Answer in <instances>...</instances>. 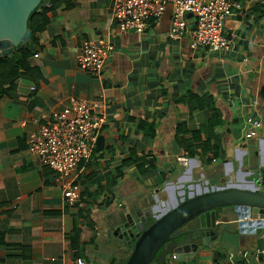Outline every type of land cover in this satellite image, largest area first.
<instances>
[{
    "label": "crops",
    "instance_id": "crops-1",
    "mask_svg": "<svg viewBox=\"0 0 264 264\" xmlns=\"http://www.w3.org/2000/svg\"><path fill=\"white\" fill-rule=\"evenodd\" d=\"M240 2L225 24L238 38L224 51L191 48L188 37H173L170 3L141 32L119 27L114 0H73L70 9L51 16L37 34L38 56L30 59L40 76L18 75L0 93V232L7 236L0 243V264H77L78 257L86 264H109L112 257L125 264L132 251L112 227L126 212H148L153 222L160 213L153 207L171 204L176 191L181 196L183 190L223 182L264 192V15L255 11L264 0ZM97 37L115 44L101 76L78 65L84 40ZM187 93L211 95L221 112L216 132L223 152L210 165L190 157V165L180 162L185 155L174 143L177 124L198 129L211 116L208 109H196ZM72 98L97 102L105 115L103 150L114 147L105 158L113 174H123L109 189L111 204L72 207L64 197L65 178L29 151L31 133L54 111L69 110ZM250 116L261 120L253 138L245 137ZM134 151L146 155L144 169L124 165ZM91 160L80 164V176L94 170ZM204 165H212L215 174H206ZM221 211L215 240L188 259L171 252L154 264H264V228L224 233L227 210Z\"/></svg>",
    "mask_w": 264,
    "mask_h": 264
},
{
    "label": "built area",
    "instance_id": "built-area-1",
    "mask_svg": "<svg viewBox=\"0 0 264 264\" xmlns=\"http://www.w3.org/2000/svg\"><path fill=\"white\" fill-rule=\"evenodd\" d=\"M166 3L173 8L171 35L188 37L191 48L224 51L235 44L238 35L228 33L225 24L234 10L242 7L240 0H114L115 18L122 30L141 32L150 17L163 14ZM189 14L194 20L191 25L187 18ZM114 49L110 37L86 39L78 65L92 75L101 76ZM98 108L99 104L92 100L72 98L69 110L54 111L51 120L41 124L28 139L30 153L65 178L64 197L76 208L83 206L78 167L91 160L106 122L105 115ZM246 124L245 137L258 136L261 120L250 116ZM180 162L188 166L190 158L181 156ZM77 264L86 263L78 257Z\"/></svg>",
    "mask_w": 264,
    "mask_h": 264
},
{
    "label": "water",
    "instance_id": "water-1",
    "mask_svg": "<svg viewBox=\"0 0 264 264\" xmlns=\"http://www.w3.org/2000/svg\"><path fill=\"white\" fill-rule=\"evenodd\" d=\"M46 0H0V58L10 57L16 46L29 41L32 31L28 26L32 12ZM135 30V29H133ZM105 148V136L100 134L96 149ZM187 190L174 207L158 215L142 214L141 210L126 212L113 224L114 235L131 249L125 264H154L174 252L179 259L190 258L198 248L215 240L221 230L218 219L223 212L228 224L224 233L256 234L264 228V192L258 188L223 182L197 191ZM157 206L153 207L155 211ZM223 235V233H222ZM119 250L124 246L120 245ZM160 253V254H159ZM116 257L113 258V261Z\"/></svg>",
    "mask_w": 264,
    "mask_h": 264
},
{
    "label": "trees",
    "instance_id": "trees-1",
    "mask_svg": "<svg viewBox=\"0 0 264 264\" xmlns=\"http://www.w3.org/2000/svg\"><path fill=\"white\" fill-rule=\"evenodd\" d=\"M72 6L73 0H46L32 12L28 21V26L32 31L31 39L22 45L16 46L15 53L12 56L0 58V93H4L6 91L4 85L18 75L40 76L39 68L30 64L31 57L41 47L40 38H38L37 34L45 30L51 16L58 14L62 10L70 9ZM255 11L260 15H264V2L258 5ZM186 97L196 109H208L211 116L198 129H189L186 122H179L175 130L174 143L182 155L190 158H199L205 164L210 165L218 160L223 152L221 141H219L216 132V128L221 122L220 109L216 106L215 98L211 95L198 96L187 93ZM261 97L264 100V84L261 89ZM113 150L114 147L112 146L103 151H98L95 148L89 164L94 166V170L79 177L78 182L83 189L82 202L85 205L91 206L102 202L108 205L113 202L114 198L109 193V189L115 186L118 182V177L123 175L120 172L113 174L111 162L105 158L107 152H112ZM102 159L105 160V165H100ZM123 163L128 166L134 165L139 169H144L149 165L146 155L135 151ZM167 175L165 174L164 178ZM81 208H84V206ZM78 234L79 229H76L73 235L74 240ZM6 238V233L0 232V243L5 242Z\"/></svg>",
    "mask_w": 264,
    "mask_h": 264
},
{
    "label": "rangeland",
    "instance_id": "rangeland-1",
    "mask_svg": "<svg viewBox=\"0 0 264 264\" xmlns=\"http://www.w3.org/2000/svg\"><path fill=\"white\" fill-rule=\"evenodd\" d=\"M190 162H191V160H190ZM190 165V164H189ZM205 167H204V172L206 173V174H215L214 172H213V169H212V165L211 166H206V165H204ZM224 168H225V165L223 166ZM197 170L199 171V172H203V169H201V168H197ZM228 170H229V168H228ZM207 171V172H206ZM197 174H199V173H197ZM178 181V183L180 182L181 183V180H177ZM183 182V181H182ZM198 188L196 187V190H197ZM194 191V190H193ZM189 193H190V190L189 191H187L186 192V194H185V196L187 197V195H189ZM177 195V196H176ZM176 195L174 194V196L172 197V199H171V204H162V203H160V204H157L156 206H157V210L156 211H159L160 213H162L163 211H165L166 209H168L171 205H175V203L178 201V199H180V194H178V192L176 191ZM115 262H116V260H114L113 261V257L110 259V262H109V264H115Z\"/></svg>",
    "mask_w": 264,
    "mask_h": 264
}]
</instances>
